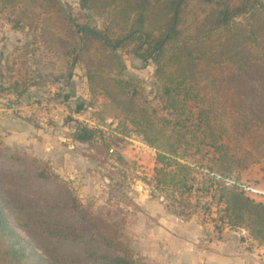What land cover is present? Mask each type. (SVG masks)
Here are the masks:
<instances>
[{"label": "trees", "instance_id": "1", "mask_svg": "<svg viewBox=\"0 0 264 264\" xmlns=\"http://www.w3.org/2000/svg\"><path fill=\"white\" fill-rule=\"evenodd\" d=\"M128 56L154 67L150 90ZM79 65L103 128L62 126L106 173L108 201L137 207L122 192L141 180L181 220L264 247V201L242 178L264 159V0H0V94L32 89V104L48 85L69 107ZM132 137L154 151L151 173L121 154ZM122 237L48 162L0 142V264H141Z\"/></svg>", "mask_w": 264, "mask_h": 264}, {"label": "rangeland", "instance_id": "2", "mask_svg": "<svg viewBox=\"0 0 264 264\" xmlns=\"http://www.w3.org/2000/svg\"><path fill=\"white\" fill-rule=\"evenodd\" d=\"M61 1L70 4L74 10L77 9L78 0ZM6 32L8 36L11 35L10 30L7 29ZM11 39L14 40L13 37ZM125 63L127 71L131 75L141 78L145 88L150 90L153 83L154 67L152 65L143 67L141 62L131 56L125 58ZM75 83V89H82L80 81H75ZM47 86L42 87L39 91L42 101L48 100L45 92L48 89ZM49 87L54 88L55 86L49 85ZM6 101L8 102V99ZM50 101L48 102L50 103ZM58 104V106H51L47 109L46 107L40 108L38 122L41 125L39 127L32 123L29 107L23 113L24 121L29 122L37 129L35 128V132L28 136V143L20 147L21 150L33 155L38 160L48 162L56 173L71 182L73 189L86 206H91L93 211L100 209L102 215L112 219L123 233L121 242L134 251L135 258L141 264H228L231 261L227 257L233 255L230 252H234L236 242L230 233L224 232L221 236L216 232L213 224L209 220L206 221L205 218L196 217L190 223L178 222L167 213L162 200L149 201V192H146V188L145 192L139 190L137 181L133 186L136 194L130 193L129 189H125L122 193L128 202L131 199L133 201L139 199L142 195L145 196L146 202L143 206L130 209V205L123 202L115 205L108 201L110 188L105 182L106 173L94 169L90 163L87 164L80 153L81 147H74L69 143L66 137L67 128L62 126V122L70 114L64 104ZM74 109L75 116H85L87 109H85V104L77 102ZM0 142H3L2 136H0ZM127 148L132 149L133 152L140 150L142 153L149 154L138 140L126 143V146L121 149L125 155ZM128 152L133 154V152ZM135 156L138 157L136 153ZM262 162L254 164L242 174L243 181L247 185L245 188L247 194L252 199L261 202L264 201ZM118 193L121 195V192L118 191ZM16 228L24 235L18 227ZM232 240L234 241L232 242ZM169 252L172 253V258L167 256Z\"/></svg>", "mask_w": 264, "mask_h": 264}, {"label": "crops", "instance_id": "3", "mask_svg": "<svg viewBox=\"0 0 264 264\" xmlns=\"http://www.w3.org/2000/svg\"><path fill=\"white\" fill-rule=\"evenodd\" d=\"M75 81L76 82L80 81L82 83L81 84L82 89H75L76 87ZM68 92L70 95V103H69L70 106L65 108H67L69 112L68 114H70L69 116L78 121L85 120L87 116L89 117L91 115V111H93V109L92 110L86 109L87 104L91 100V95L88 91L87 81L84 76V71L81 65L77 66L74 70V75L69 85ZM36 95L38 94H36L35 91H33L32 89L29 93L22 94L20 96H18V92L9 93V94H4V93L0 94V136H2L3 143L6 144L7 146L21 150L20 147H23L26 143H28L27 142L28 136H30L31 133L35 132L34 130L36 127L32 126V124H30L29 122H25L22 116L23 113L27 111L29 104L37 98ZM6 99H8V102L6 101ZM77 102L85 104V109H86L85 116H80V117L75 116L76 111H74L75 110L74 106L77 104ZM126 143H128V140L126 141ZM125 146L126 144L124 145V147ZM145 149L149 152V154L144 152L142 153V151L140 150H136L135 152H133V150L130 148H127L126 155L124 154V151L123 153L121 152V154L128 161L131 162L137 161L138 165H142L149 173H151V171L155 166L154 151L149 149V147H145ZM128 151L133 152V154H130ZM135 153L136 155H138V157L135 156ZM82 157L86 160L87 164L90 163L94 169L98 170V165L96 161L89 159L85 156ZM105 182H107L106 179ZM136 184H138L137 188L139 190L141 189L143 192H145V188H146L147 190L146 192L147 193L149 192L148 194L149 201H158V200H153L150 197L149 188L141 180H137ZM134 202L137 205V207H141L145 204L146 197L142 195L141 197H139V199L136 200L134 199ZM162 204L165 207L167 213L170 214L173 218H175L178 222L180 221L182 223H190L195 219V218L191 219L188 222L183 221L172 211H170L164 202ZM224 232L230 233L231 237L234 238L236 242V246L233 249L234 252L233 251L230 252L233 255L227 257V259L231 260L228 262V264H264V247L250 243L248 239L242 240V236L246 237V232L244 230L231 231L229 229H225L221 233V236ZM233 235L234 236L237 235V236L234 237ZM185 238L186 237L184 236V239ZM233 241L234 240H232V242ZM167 256L169 258L171 256L172 258V253L169 252V255ZM238 261H242V262L237 263Z\"/></svg>", "mask_w": 264, "mask_h": 264}, {"label": "built area", "instance_id": "4", "mask_svg": "<svg viewBox=\"0 0 264 264\" xmlns=\"http://www.w3.org/2000/svg\"><path fill=\"white\" fill-rule=\"evenodd\" d=\"M48 101H50V100H45V101H41V102H34V103L30 104L29 105V108L31 110L30 117H36V118L39 119L38 112H39L41 107H46V109H47L48 107H51V106H58L59 105L58 103H61V102L55 101V100L54 101H50V103ZM83 121L87 122L90 126L103 128L101 126H98L96 122L92 121L90 116L88 118H86L85 120H83ZM104 135L108 136L109 133H104ZM126 140H128V141L138 140L141 145H143L144 147H148L140 138L132 137V138H126Z\"/></svg>", "mask_w": 264, "mask_h": 264}]
</instances>
